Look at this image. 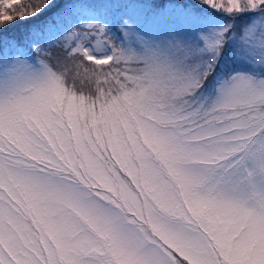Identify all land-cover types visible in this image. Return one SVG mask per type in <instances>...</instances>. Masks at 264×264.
<instances>
[{
	"label": "snow or ice",
	"instance_id": "1",
	"mask_svg": "<svg viewBox=\"0 0 264 264\" xmlns=\"http://www.w3.org/2000/svg\"><path fill=\"white\" fill-rule=\"evenodd\" d=\"M0 264H264V0H0Z\"/></svg>",
	"mask_w": 264,
	"mask_h": 264
}]
</instances>
